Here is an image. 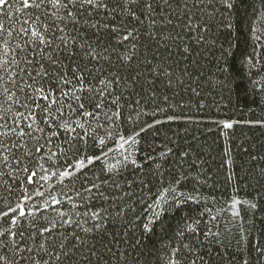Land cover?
Wrapping results in <instances>:
<instances>
[{
  "label": "trees",
  "instance_id": "trees-1",
  "mask_svg": "<svg viewBox=\"0 0 264 264\" xmlns=\"http://www.w3.org/2000/svg\"><path fill=\"white\" fill-rule=\"evenodd\" d=\"M22 15L13 3L5 21L18 28L14 21ZM177 31L170 53L158 50L148 33L129 43L131 65L120 59L125 45H109L111 61L103 63L116 69L123 86L115 88L119 103L108 111L120 116L113 122L98 113L99 119L81 121L83 128L73 123L79 113L67 117L68 128L76 131H59L34 164L33 170L43 165L48 171L41 175L50 176L39 187L44 197L34 204L47 207L53 194L62 196L64 203L51 213L78 217L81 231L94 229L83 213L107 217L104 228L83 241L96 252L91 264H264V0H231L230 7L226 0H211L193 13L192 27L180 21ZM112 36L115 42L119 33ZM17 42L0 54L13 71ZM157 56L170 77L152 72L161 67ZM0 89L16 93L13 101L5 96L0 103L8 128L24 93L11 77ZM66 136L70 143L61 142ZM80 159L97 160L56 183L53 172L74 168ZM24 187L34 194L38 185ZM16 197L23 193L14 191L4 210ZM71 239L64 237L66 244Z\"/></svg>",
  "mask_w": 264,
  "mask_h": 264
},
{
  "label": "snow or ice",
  "instance_id": "snow-or-ice-1",
  "mask_svg": "<svg viewBox=\"0 0 264 264\" xmlns=\"http://www.w3.org/2000/svg\"><path fill=\"white\" fill-rule=\"evenodd\" d=\"M13 3L19 4L23 12L14 21L18 28L5 21L7 9ZM210 3L211 0H115V3L113 0H0V10H3L0 11V54L7 55L14 40H18L14 49L19 53L15 57V71L9 67L10 61L0 60V84L11 77L16 91L22 89L24 93L8 128L7 117L0 115V264H91L96 252L85 247L83 241L88 233L103 229V220L107 217L99 211L91 215L83 213L94 229L84 227L81 231L77 226L82 224L78 217H70L65 211L49 213V208L61 207L62 196L53 194V199L46 202L47 207L39 202L33 204V200L44 197L39 187L50 179L41 175V170L47 172V168L41 165L33 170L34 164L44 158L45 150L51 148L49 141L59 131H76L68 128L69 115L80 114L81 119L73 121L79 128L84 127L81 121L99 119L98 113L113 122L120 116L116 109L108 111L119 103V94L113 95L115 88L123 86L116 69L103 63L111 61L110 44L113 49L116 45L127 48L129 43L148 33L157 42L158 50L163 48L170 53L171 41L175 38L178 42L181 35L177 31L179 22L183 21L186 28L192 27L193 13ZM226 6H231V0H226ZM133 21L135 27H132ZM115 33L119 36L113 42ZM101 41H105L103 47ZM131 51L132 48H127L120 58L127 65L135 59L127 54ZM154 58L161 62L158 56ZM152 72L158 77L171 76L163 62L159 69L153 66ZM15 95L0 89V103L5 96L13 101ZM45 126L49 131H45ZM224 127L231 128L232 124L226 123ZM86 135L85 130L79 139L84 140ZM71 139L66 136L61 142L70 143ZM54 155L52 152L47 158ZM94 162L80 159L74 168L63 170L58 180L62 182ZM21 173L24 180L19 179ZM27 184L38 185L34 194L24 187ZM14 191L23 193V197H16V203L8 206L10 210H4L5 202L13 198ZM25 204L37 211L25 208ZM69 225L71 230L66 232ZM65 236L72 238L70 244L65 243Z\"/></svg>",
  "mask_w": 264,
  "mask_h": 264
}]
</instances>
